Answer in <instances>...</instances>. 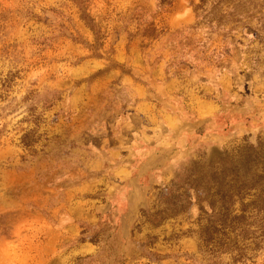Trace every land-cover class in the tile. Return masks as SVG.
<instances>
[{"label": "rangeland", "instance_id": "374dc122", "mask_svg": "<svg viewBox=\"0 0 264 264\" xmlns=\"http://www.w3.org/2000/svg\"><path fill=\"white\" fill-rule=\"evenodd\" d=\"M246 144L264 0H0V264H233L197 219Z\"/></svg>", "mask_w": 264, "mask_h": 264}, {"label": "trees", "instance_id": "16d2710c", "mask_svg": "<svg viewBox=\"0 0 264 264\" xmlns=\"http://www.w3.org/2000/svg\"><path fill=\"white\" fill-rule=\"evenodd\" d=\"M205 183L210 212L199 201L198 249L214 258L229 256L233 264L251 260L264 246V148L246 144L224 152Z\"/></svg>", "mask_w": 264, "mask_h": 264}]
</instances>
